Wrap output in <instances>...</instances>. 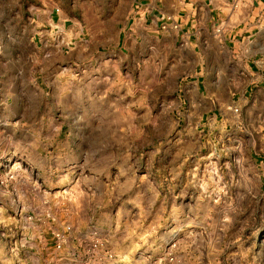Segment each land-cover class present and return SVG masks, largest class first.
<instances>
[{"label":"clouds","instance_id":"obj_1","mask_svg":"<svg viewBox=\"0 0 264 264\" xmlns=\"http://www.w3.org/2000/svg\"><path fill=\"white\" fill-rule=\"evenodd\" d=\"M0 264H264V0H0Z\"/></svg>","mask_w":264,"mask_h":264}]
</instances>
